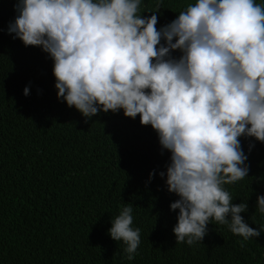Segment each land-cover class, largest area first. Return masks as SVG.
I'll return each instance as SVG.
<instances>
[{"label":"clouds","instance_id":"clouds-1","mask_svg":"<svg viewBox=\"0 0 264 264\" xmlns=\"http://www.w3.org/2000/svg\"><path fill=\"white\" fill-rule=\"evenodd\" d=\"M142 3L17 0L7 31L48 54L57 99L86 123L122 110L157 133L171 154L167 190L179 197L170 205L176 244L201 243L213 221L243 242L257 238L264 227L244 221L247 203L234 204L225 186L250 171L240 138L264 143V0H193L159 30L161 0L151 16L142 17ZM256 212L264 216V195ZM111 223L109 236L134 260L141 230L133 207Z\"/></svg>","mask_w":264,"mask_h":264},{"label":"trees","instance_id":"trees-1","mask_svg":"<svg viewBox=\"0 0 264 264\" xmlns=\"http://www.w3.org/2000/svg\"><path fill=\"white\" fill-rule=\"evenodd\" d=\"M191 2L161 0L157 30ZM16 3L0 0V264H264V232L243 242L213 221L201 243L176 244L178 210L170 205L179 197L166 186L171 154L139 115L101 112L86 123L58 100L48 54L8 34ZM156 7L157 0H143L140 14ZM240 140L250 171L225 187L234 204L247 203L241 215L259 230L264 143ZM124 206L133 207V227L141 230L132 261L108 234Z\"/></svg>","mask_w":264,"mask_h":264}]
</instances>
